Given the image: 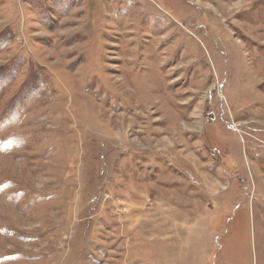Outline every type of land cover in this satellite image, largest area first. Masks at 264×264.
Masks as SVG:
<instances>
[{
  "label": "rangeland",
  "instance_id": "rangeland-1",
  "mask_svg": "<svg viewBox=\"0 0 264 264\" xmlns=\"http://www.w3.org/2000/svg\"><path fill=\"white\" fill-rule=\"evenodd\" d=\"M0 264H264V0H0Z\"/></svg>",
  "mask_w": 264,
  "mask_h": 264
}]
</instances>
